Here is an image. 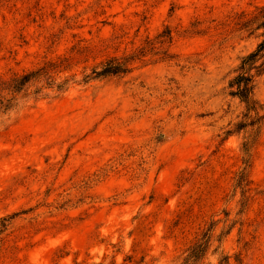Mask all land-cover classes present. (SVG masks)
<instances>
[{
	"label": "rangeland",
	"instance_id": "rangeland-1",
	"mask_svg": "<svg viewBox=\"0 0 264 264\" xmlns=\"http://www.w3.org/2000/svg\"><path fill=\"white\" fill-rule=\"evenodd\" d=\"M262 8L0 0V264H264V120L228 89Z\"/></svg>",
	"mask_w": 264,
	"mask_h": 264
},
{
	"label": "trees",
	"instance_id": "trees-1",
	"mask_svg": "<svg viewBox=\"0 0 264 264\" xmlns=\"http://www.w3.org/2000/svg\"><path fill=\"white\" fill-rule=\"evenodd\" d=\"M254 25V29L248 28ZM246 28L250 29V31H263L260 34V42L257 44L254 51H252L247 56L243 57L240 61L238 68L236 69V75L228 82L229 95L231 97L237 98L241 103L244 104L247 114L250 113L254 115V118L250 120V123L247 124H239L238 128L241 130L246 126H254L257 123L264 120V115L261 114L262 109L261 106L254 98V88H255V80L259 77L264 76V8L260 9L257 16H255L252 20L247 21ZM251 35V33H250ZM166 39L169 40V36H166ZM133 59L128 58L123 61H119L117 59H110L106 61L99 70L94 69L92 71L91 76L85 78L86 80L99 79L109 76L122 75L129 72V63L132 62ZM29 76L27 75L23 77V81H29ZM16 82V81H15ZM247 115H245L246 117ZM247 119H250L247 116ZM248 147V146H247ZM246 151V160L247 163L250 159L249 155V147ZM244 171V170H243ZM241 182L247 179V174L241 173ZM198 245L190 254L189 258L193 260H197L201 257V253H203V248Z\"/></svg>",
	"mask_w": 264,
	"mask_h": 264
}]
</instances>
